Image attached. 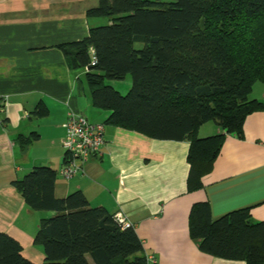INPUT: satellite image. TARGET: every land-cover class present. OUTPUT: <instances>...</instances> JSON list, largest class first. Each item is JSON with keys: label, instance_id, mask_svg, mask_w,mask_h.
Masks as SVG:
<instances>
[{"label": "trees", "instance_id": "trees-1", "mask_svg": "<svg viewBox=\"0 0 264 264\" xmlns=\"http://www.w3.org/2000/svg\"><path fill=\"white\" fill-rule=\"evenodd\" d=\"M86 15L106 22L61 47L72 69H84L93 106L110 112L102 123L189 141L188 190L201 188L227 134L241 135L246 117L264 108L251 98L254 84L264 83V0H98ZM127 75L126 94L105 82ZM209 121L223 132L199 137ZM56 180V169L35 166L15 181L31 209L54 212L41 218L34 237L45 255L40 264H91L89 257L94 264H148L133 224L125 228L105 207L91 206L82 190L57 197ZM189 232L208 254L264 263V222L253 220L249 207L214 218L208 202L196 203ZM0 264L36 263L0 233Z\"/></svg>", "mask_w": 264, "mask_h": 264}, {"label": "crops", "instance_id": "crops-1", "mask_svg": "<svg viewBox=\"0 0 264 264\" xmlns=\"http://www.w3.org/2000/svg\"><path fill=\"white\" fill-rule=\"evenodd\" d=\"M97 4L0 0V233L18 240L32 262L44 261L34 237L41 218L54 212L31 209L15 181L35 166H49L57 170V197L82 190L91 206L121 212L142 241L148 264H246L202 251L190 235L189 214L194 204L206 201L214 218L249 207L252 219L264 222V108L246 117L241 135L227 134L199 189L187 186L189 141L154 139L110 125L102 153L92 156L83 172L61 176L68 113L92 122H104L110 114L93 106L84 69H72L61 47L102 24L86 15ZM251 98L264 105V83L254 84ZM221 132L209 121L198 136Z\"/></svg>", "mask_w": 264, "mask_h": 264}, {"label": "built area", "instance_id": "built-area-1", "mask_svg": "<svg viewBox=\"0 0 264 264\" xmlns=\"http://www.w3.org/2000/svg\"><path fill=\"white\" fill-rule=\"evenodd\" d=\"M1 99L4 103L7 102V97ZM63 127L65 136L62 146L65 154L60 174L63 178L70 179L84 171V165L94 154L101 153L105 126L102 122H92L86 116L71 110ZM115 217L123 227L132 226L121 212H117Z\"/></svg>", "mask_w": 264, "mask_h": 264}, {"label": "rangeland", "instance_id": "rangeland-1", "mask_svg": "<svg viewBox=\"0 0 264 264\" xmlns=\"http://www.w3.org/2000/svg\"><path fill=\"white\" fill-rule=\"evenodd\" d=\"M159 1H171V0H159ZM173 1V0H172ZM99 20H103L102 24L106 22L104 18H99ZM108 85H111L114 89L119 91L122 94H126L131 86H132V77L130 75H127L124 78L121 79H108L105 81Z\"/></svg>", "mask_w": 264, "mask_h": 264}]
</instances>
